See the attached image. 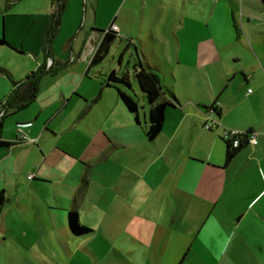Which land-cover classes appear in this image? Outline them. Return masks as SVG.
Segmentation results:
<instances>
[{
  "label": "crops",
  "instance_id": "1",
  "mask_svg": "<svg viewBox=\"0 0 264 264\" xmlns=\"http://www.w3.org/2000/svg\"><path fill=\"white\" fill-rule=\"evenodd\" d=\"M84 4L85 0L66 2L60 14L59 28L51 40L49 58L43 52L45 31L50 24L49 10L46 19L42 14L41 31L35 38L31 28H22V40L12 42L7 37V40L0 37L8 43L5 46L18 55H31L35 70L45 66L48 60L53 63V68L63 66L55 75L40 78L36 99L31 105L3 121L2 127L6 121L12 120L17 129L13 136L12 131L0 134L1 140L11 143L8 149H0V192L4 195L6 180L22 174L30 161V171L34 172L31 182L35 177L41 183L60 179L47 173L46 168H58L65 156L70 155L71 150L54 143L57 132L51 128L53 121L65 112H68L71 127L76 128L72 131L76 133L74 140L80 136L81 123L90 118L93 108L100 104L103 105L101 115L104 118L118 103L126 116L134 120L119 101L117 92L106 85L108 76L112 72L119 75L120 70L99 71V85L97 81L89 82V73L103 63L88 69L102 39L97 31L115 26V19L102 26L98 24L97 7L91 3L86 10ZM81 7L85 14L88 12L86 28V20L83 26V23L78 26L77 22ZM34 11L37 15L32 14L33 18L41 16L38 8ZM211 14L209 22L215 28L214 34L182 37L184 42L193 44L192 54H182L181 43L177 41L178 52L175 55L179 70L183 69L187 74L190 84L193 86L204 81L210 94L195 99L185 98L189 92L179 94L169 86L176 81L170 59L154 64L152 57H143L142 62L160 67L161 83L168 85L163 86L164 99H170L168 90L177 104L166 108L161 131L151 142L145 137L148 117L145 118L144 112L143 129L140 123L136 125L133 122V127L140 128L144 134L142 140L130 131L126 123L127 127L121 133L108 135L103 129L110 145L118 146V150L143 148L132 165L134 169L143 167L139 171L143 172L145 181L139 193L140 197L147 198L148 211L131 213L119 230L107 229L101 233V255L97 258L86 243L94 232L85 237L73 235L68 228L67 217L65 220L62 214L64 208L52 209L53 203L62 204V199L48 203V211H56V214L49 212L47 225L73 258L70 264H264V6L261 0H212ZM35 21L32 20L31 26ZM115 27L120 37V28ZM220 28L223 30L219 31ZM6 33L7 28L5 36ZM5 71L11 90L12 82L24 79L14 81ZM122 74L129 77L128 72ZM165 76L169 77V83ZM111 90L115 91L116 99L114 97L109 104ZM2 95L0 100L4 101L8 96ZM142 100L141 110L144 111L147 105ZM216 104L218 117L204 110ZM2 111L0 109V113ZM139 113L138 110V117ZM205 116L216 120L217 127L196 137L193 129L200 127ZM65 121L66 118L61 125ZM19 127L22 128L23 139L18 135ZM213 131L218 135L222 131L251 132L257 135V144H244L224 166L226 146L222 137L210 135ZM43 139L52 144L43 142L42 147ZM94 140L103 149L107 145L99 128L92 135L91 141ZM95 157L92 154L88 161ZM98 190V186L81 176L80 183L74 184L68 194L72 209L77 210L82 201H92L98 194H108L106 189ZM155 205H159L157 211ZM191 211L194 215L189 216ZM142 215L153 224V228H138L137 221ZM4 234L14 236L17 244L33 252L42 264H54V261L47 263L42 260L41 254L33 247L37 242L26 234H16L12 230H5ZM177 240L180 243L174 244ZM157 252L167 261L157 260ZM76 255L77 261L74 260Z\"/></svg>",
  "mask_w": 264,
  "mask_h": 264
},
{
  "label": "rangeland",
  "instance_id": "2",
  "mask_svg": "<svg viewBox=\"0 0 264 264\" xmlns=\"http://www.w3.org/2000/svg\"><path fill=\"white\" fill-rule=\"evenodd\" d=\"M51 1L22 0L7 10L5 0H0V37L4 36L5 40L7 37L12 42L22 40L24 38L23 29L31 28L35 38L36 34L39 35L41 31L42 14L45 15L44 19H46L48 17L47 10L50 13L54 11V7L50 6ZM91 3L98 9V24L103 26L106 21L115 19L113 24L120 28V37L113 43L107 58L99 68L89 73V82L96 83L97 81L99 85L97 80L99 71L108 73L113 70H120V74L128 72L132 90L135 93L131 91L130 95L138 103V110L140 111L138 119L142 129L144 128L143 112L146 119L148 112L147 107L144 111L141 110L143 97L133 77V62L137 59L142 61L143 57H152L154 64L168 62L170 59L169 64L176 81L169 86H173L179 94H185V91L189 92L185 98L195 99L198 96L210 94L204 81L197 82L198 84L195 83L193 86L190 84L187 74L183 72V69L179 70L175 55L178 52L177 41L181 43L182 54H192L191 47L193 44L188 43L189 41L184 42L182 37L187 38L189 35L211 36L214 34L213 29L215 28L209 22V17L212 15V0H85L84 7L86 10L89 9ZM36 8H38L41 16L33 18L32 14L37 15L34 11ZM33 19L36 21L31 26ZM77 19L78 26L81 23L83 26L85 20V28L88 26V12L85 14L82 7L78 12ZM221 30L223 28H220L219 31ZM129 42L131 44L128 46ZM41 56L42 54L39 55L42 62ZM34 66L35 61L31 55L23 53L20 56L8 46H0V69L7 70L14 81L23 79L28 73L34 72ZM0 78L6 84L5 86L0 80V96L2 94V96H9L11 93L10 81L2 72H0ZM164 79L168 83L170 82L168 76H165ZM163 86L167 87L168 85L163 83ZM109 95L110 104L114 97L116 99L115 91H109ZM183 101L185 102V99ZM102 106L100 104L93 108V114L90 115V118L81 123L79 127L81 133L79 132L80 136L77 140H74L76 133H72V131L76 128L71 127L68 112L62 114L51 124V128L57 132L54 143L71 150L69 151L70 155L65 156V160L58 165V168H46L47 173L58 176L60 179L41 183L38 181V177H35L36 179L31 182L34 172L30 171L32 163L30 161L22 174L6 180V202L0 210V264H42L33 252L19 246L13 238L14 236H5V230H12L16 234L24 233L32 241H36V246L33 247L38 250L42 260L47 263L49 261H54V264L73 262V258L61 246L57 234L52 232L47 225L49 212L56 214V211H48V203L53 202L54 199L60 201L62 199L63 203H53L52 209L64 208L62 214L65 220L67 212L75 211L79 214L80 225L94 232L92 236L87 238L88 242L86 243L89 247L85 246L94 251L97 258L101 255L99 246L101 233L107 229H112L113 232L119 230L131 213L144 214L148 211L147 198L140 197L139 193L141 184L145 181L142 178L143 172L139 171L143 170V167L134 169L132 165L137 154L143 152V148L134 147L126 151L118 150V146L110 145V140L106 135V133L111 135L112 133L123 132L127 127L125 123L130 131L136 133L141 140L144 138V134L140 128L133 127L134 120L126 116L118 103L113 106L112 113L109 112L106 118L101 115ZM65 118L66 121L61 125ZM206 121L209 120L205 116L204 122ZM204 122L200 124L199 128L193 129L196 137L208 134V131L204 129ZM97 128L106 140L107 145L104 149L97 145L95 140L91 141ZM103 129L106 130V133ZM16 130L14 122L8 120L4 123L1 134L12 131L13 136ZM216 134V131H213L210 135L216 136ZM218 136L223 138L224 132L222 131ZM43 142H46V145L52 144L51 141L43 139L40 143L42 147L44 146ZM37 153L39 155V152ZM92 154H95L96 157L88 161V157ZM81 176H85L86 180L98 186V191L108 190V194L103 192L93 198L92 201H82L77 210H74L71 207V199L68 194L73 189L74 184L80 183ZM130 191L134 193L129 194ZM158 206L155 205V211H157ZM191 215H194V212H189V216ZM137 223L139 229L153 228V224H150L144 215ZM178 243L180 240L174 244ZM73 252L75 253L76 249ZM156 258L167 261L158 252ZM77 259L78 255L74 260L77 261Z\"/></svg>",
  "mask_w": 264,
  "mask_h": 264
},
{
  "label": "trees",
  "instance_id": "3",
  "mask_svg": "<svg viewBox=\"0 0 264 264\" xmlns=\"http://www.w3.org/2000/svg\"><path fill=\"white\" fill-rule=\"evenodd\" d=\"M20 1L22 0H5L7 9L11 8ZM67 1L68 0H53L51 3V6L54 7V11L51 13L50 24L45 31V45L43 47L44 55L47 58H49L51 40L59 28L60 14L62 13ZM261 3L264 6V0H261ZM97 32L102 35V39L92 56L88 67L89 70L98 67L105 60L111 46L118 38L117 33L112 31L110 28L106 31ZM5 45H8V43L4 40V38H0V46ZM61 68H63V66L53 68L52 63V66L49 69H46L45 66L40 67L34 72L29 73L23 80L19 82H12V90L10 95L6 97L4 101L0 100V109L3 110L2 116L0 117V134L2 124L5 119L24 110L35 101L40 78L45 75L53 76ZM132 70L133 77L147 105L148 120L145 127V137L149 142H151L155 140L161 131L166 108L174 107V103L177 104V100L168 90L166 92L169 94L170 99H164L165 92L161 83L160 67H151L145 62L136 60L133 62ZM0 72L7 74L6 71L2 69H0ZM106 85L117 92L119 101L123 104L125 110L134 117L135 124L139 125L138 103L130 95V92L132 91L133 93V90L129 77L125 74L115 75L112 72L107 78ZM204 110H213L215 116H219L218 110H214V105L206 107ZM249 134H251V132L245 133V136L242 138V143H246V137ZM223 141L226 146L224 157V166H226L243 145L236 149H231L229 142L225 140ZM10 146L11 143L0 139V149L6 150ZM5 202V195L3 192H0V210ZM67 225L70 232L78 237H85L92 232L90 229L80 225L78 214L75 211H70L67 214Z\"/></svg>",
  "mask_w": 264,
  "mask_h": 264
},
{
  "label": "built area",
  "instance_id": "4",
  "mask_svg": "<svg viewBox=\"0 0 264 264\" xmlns=\"http://www.w3.org/2000/svg\"><path fill=\"white\" fill-rule=\"evenodd\" d=\"M110 29L114 32L117 31V28L113 25H111ZM52 66V62L50 60L47 61V64L45 65L46 69H49ZM250 92V90L248 91ZM214 110H218V104L214 105ZM211 115L214 114L213 110L208 111ZM2 116V112L0 113V117ZM209 121H206L204 123V129L207 131H212L217 127V121L214 119L209 118ZM22 128H18V135H20V138L23 139L22 135ZM245 136V133L238 132V131H224L223 140L228 141L231 149H236L241 145L244 144H251L256 145L257 144V135L254 133H251L247 135L246 143H242V138Z\"/></svg>",
  "mask_w": 264,
  "mask_h": 264
}]
</instances>
